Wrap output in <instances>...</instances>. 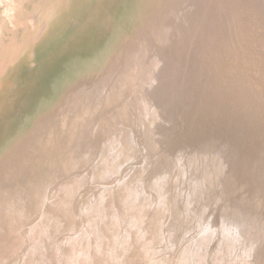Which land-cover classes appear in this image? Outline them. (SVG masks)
<instances>
[{"label": "bare ground", "instance_id": "1", "mask_svg": "<svg viewBox=\"0 0 264 264\" xmlns=\"http://www.w3.org/2000/svg\"><path fill=\"white\" fill-rule=\"evenodd\" d=\"M18 2L0 0V264H233L237 238L253 263L240 207L264 201L259 0H123L46 84L75 1Z\"/></svg>", "mask_w": 264, "mask_h": 264}, {"label": "water", "instance_id": "2", "mask_svg": "<svg viewBox=\"0 0 264 264\" xmlns=\"http://www.w3.org/2000/svg\"><path fill=\"white\" fill-rule=\"evenodd\" d=\"M74 1V17L72 18L76 24L70 26L68 28L69 30L67 28L64 29L63 32L52 42L53 44L49 46L51 47L49 49L53 50H50V54L46 57V60L41 62L40 65L42 68L41 70L44 72L43 77L40 78V80L43 81V84L48 82V80L45 79L50 74L51 69H53V71L60 70L63 63H65V58L67 57L75 58L76 56H84L88 51H91L96 46L98 39L101 38V34L104 33L105 28L112 26L114 21L116 23H120L116 16V12L119 11V5L123 3V0ZM259 3L264 7V0H259ZM69 32H71V34L67 36V33L69 34ZM60 61H63V63ZM262 86L264 88V83ZM255 99H258V96H255L254 100ZM250 177H255L254 171H252ZM241 192L242 189L240 193ZM241 202L242 204L240 208H242L245 212L242 217L247 216V218H249L248 220L253 218L252 221L254 222V225L252 223H248V221L246 222V217L241 221V226L243 224L244 228L248 227L249 231L250 229L253 231L252 234H250L248 230L245 233V236H247L245 239L247 240L244 246H246V248L250 247V251L248 250L247 253L248 260L249 262L253 261L251 264H260L262 261L264 264V201L261 205L262 213L258 212V208L260 211L261 207H258L256 202L253 203L251 198L249 200H242ZM237 241H233V250H227L222 259L226 257L229 262H232L233 264L235 263L230 259L236 260L237 264H243L244 261L240 257L242 254L238 250L242 247V240L239 241V238H237ZM260 248H262L261 251L259 250ZM251 252H253V254H251ZM250 254L253 256L250 257ZM227 259L224 260L227 261ZM211 264L213 263L211 262ZM222 264H226L225 261Z\"/></svg>", "mask_w": 264, "mask_h": 264}, {"label": "rangeland", "instance_id": "3", "mask_svg": "<svg viewBox=\"0 0 264 264\" xmlns=\"http://www.w3.org/2000/svg\"><path fill=\"white\" fill-rule=\"evenodd\" d=\"M35 1H37V0H30V1L26 0V2L23 3L24 9L27 10V9L29 8V6L31 5V3L35 2ZM17 2H18V0H17ZM18 3H19V2H18ZM24 4H25V5H24ZM1 11H2V9H0V12H1ZM30 14H31V12H30ZM33 14L36 15V13H34V12H33ZM21 30H22V29L18 30L17 33L20 34V33H21ZM5 33H6V32H5ZM7 34H8V35H7ZM6 35H7V36L5 37V40L8 41V40H9V33H6Z\"/></svg>", "mask_w": 264, "mask_h": 264}]
</instances>
